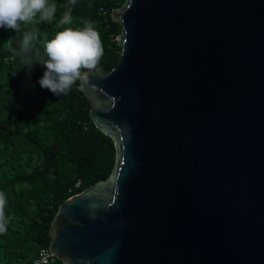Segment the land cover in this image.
Listing matches in <instances>:
<instances>
[{
	"label": "water",
	"instance_id": "95a60500",
	"mask_svg": "<svg viewBox=\"0 0 264 264\" xmlns=\"http://www.w3.org/2000/svg\"><path fill=\"white\" fill-rule=\"evenodd\" d=\"M79 90L114 148L62 202L61 264H264V0H124Z\"/></svg>",
	"mask_w": 264,
	"mask_h": 264
},
{
	"label": "trees",
	"instance_id": "16d2710c",
	"mask_svg": "<svg viewBox=\"0 0 264 264\" xmlns=\"http://www.w3.org/2000/svg\"><path fill=\"white\" fill-rule=\"evenodd\" d=\"M57 5L56 20L31 27L39 31L35 50L62 30L56 25L69 0ZM124 0H76L73 23H95L103 56L97 67L111 69L119 58L118 24L110 13ZM65 26V27H69ZM19 49L22 33L0 28V191L7 197V230L0 234V264H32L39 248H48V230L57 207L91 185L106 180L114 166L111 140L92 125L89 104L77 82L67 95L40 87L44 67L29 72ZM52 264H61L55 260Z\"/></svg>",
	"mask_w": 264,
	"mask_h": 264
},
{
	"label": "clouds",
	"instance_id": "9594fccd",
	"mask_svg": "<svg viewBox=\"0 0 264 264\" xmlns=\"http://www.w3.org/2000/svg\"><path fill=\"white\" fill-rule=\"evenodd\" d=\"M75 3L76 0H69L65 5L66 10L56 25L62 30L45 40L41 53L35 50L34 44L39 31L31 25L36 20L55 21L57 5L51 0H0V28L22 33L19 49L11 47L10 38L6 42L9 50L25 61L24 68L29 72L35 64L43 65L45 70L38 81L40 87L56 96L67 95L78 81L87 83L89 73L97 68L103 56L102 40L93 21H83L82 27L69 26L73 23L72 6ZM7 204L6 194L0 191V234L7 230Z\"/></svg>",
	"mask_w": 264,
	"mask_h": 264
},
{
	"label": "built area",
	"instance_id": "2783aa9c",
	"mask_svg": "<svg viewBox=\"0 0 264 264\" xmlns=\"http://www.w3.org/2000/svg\"><path fill=\"white\" fill-rule=\"evenodd\" d=\"M55 258L47 248H40L32 264H52Z\"/></svg>",
	"mask_w": 264,
	"mask_h": 264
},
{
	"label": "rangeland",
	"instance_id": "374dc122",
	"mask_svg": "<svg viewBox=\"0 0 264 264\" xmlns=\"http://www.w3.org/2000/svg\"><path fill=\"white\" fill-rule=\"evenodd\" d=\"M112 13H113V11H111L110 16H111Z\"/></svg>",
	"mask_w": 264,
	"mask_h": 264
}]
</instances>
